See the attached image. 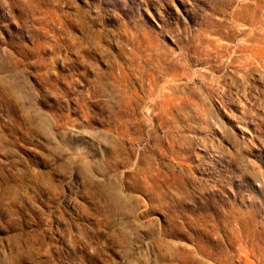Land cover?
<instances>
[{"label": "rangeland", "instance_id": "obj_1", "mask_svg": "<svg viewBox=\"0 0 264 264\" xmlns=\"http://www.w3.org/2000/svg\"><path fill=\"white\" fill-rule=\"evenodd\" d=\"M0 264H264V0H0Z\"/></svg>", "mask_w": 264, "mask_h": 264}]
</instances>
